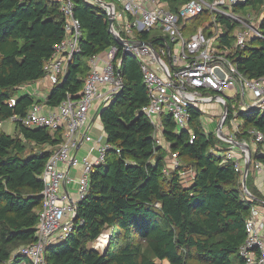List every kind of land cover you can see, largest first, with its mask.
Returning <instances> with one entry per match:
<instances>
[{
	"label": "trees",
	"instance_id": "trees-1",
	"mask_svg": "<svg viewBox=\"0 0 264 264\" xmlns=\"http://www.w3.org/2000/svg\"><path fill=\"white\" fill-rule=\"evenodd\" d=\"M161 1L176 13L190 0ZM74 2L75 16L82 25L81 52L69 63L65 79L40 100L30 94L17 97L18 89L43 79L45 64L65 36L66 19L60 2L0 0V123L25 116L35 103L55 108L68 95L79 99L90 73L89 60L112 46L118 48L115 66L123 88L100 112L106 142L112 148L106 163L91 175L90 189L78 205L72 232L47 249L48 264H245L240 248L246 240V221L255 206L264 204V196L253 182V164L246 181L250 197L234 164L213 153L216 146L228 148L230 143L203 129L199 107L191 108L189 128L182 131L167 115L164 138L171 152L157 146L154 127L141 113L149 96L139 62L124 53L101 6L84 0ZM235 10L262 15L264 34V0H247ZM216 21L225 26L221 46L229 48L237 24L220 15ZM213 22L212 14L205 11L189 20L184 33L190 37L207 24L210 35ZM153 32L135 31L134 37L152 42L160 52L169 39ZM121 35L126 38L123 32ZM234 57L244 76L264 77V39H252ZM12 99L14 106H10ZM224 99L226 125L234 111L239 113V142L244 136L251 138L250 130L264 134V115L254 107L247 112L239 110L240 93ZM14 124V134L0 132V264H29L17 251L36 241L43 207L40 176L63 141V131L52 134L47 128ZM192 133L196 134L193 142ZM263 148L264 143L258 151ZM171 153L179 154L181 165L167 173ZM252 158L262 159L258 153ZM190 171L194 175L187 186L183 173L189 175ZM108 228H113V234L103 254L89 245Z\"/></svg>",
	"mask_w": 264,
	"mask_h": 264
},
{
	"label": "built area",
	"instance_id": "built-area-1",
	"mask_svg": "<svg viewBox=\"0 0 264 264\" xmlns=\"http://www.w3.org/2000/svg\"><path fill=\"white\" fill-rule=\"evenodd\" d=\"M63 12L65 36L54 47L52 57L44 67L45 75L42 80H48L52 86L61 83L68 72L69 63L81 52L82 25L75 16L74 0H57ZM101 6L107 14L114 15L113 29L117 35L123 32L128 40L138 31H159L161 36L168 37L167 47L158 52L152 46L140 44L143 41L125 42V54L132 55L139 62L143 81L148 89L149 101L141 109L154 127L153 138L157 146L168 144L164 138V118L170 115L175 121L178 131L189 128L192 119L191 108L199 107L211 100V93L225 103L224 94L227 90H236L242 101L239 110L247 112L254 107L264 115V77L249 79L238 69L234 55L242 50L254 38L264 39L261 30L262 15L253 11H236V6L246 4L247 0H190L174 13L165 8L161 0H84ZM208 11L214 22L207 34V24L199 27L195 33L187 37L184 29L189 20ZM223 16L236 23L234 42L229 48H223L220 37L225 33V26L216 21V16ZM130 17V18H129ZM121 31V32H120ZM171 43V44H170ZM171 45V47H170ZM118 51L112 46L105 53L89 60L88 74L82 95L79 99L68 97L55 108L45 103H35L23 117L14 116L12 120L33 128H47L52 134L62 130L63 141L50 156L40 178L44 182L42 190L43 207L39 214L36 241L18 249L29 264H48L47 249L64 241L72 232L76 210L79 203L86 198L91 185V175L98 166L106 163L111 144L106 142V135L100 134L95 138L91 133H84L91 108L95 102L101 103V108L108 105L123 88V79L115 66V56ZM103 62L100 67L99 63ZM42 80L38 81L40 83ZM39 86V85H38ZM105 88V89H104ZM240 91H238L239 89ZM246 93L253 98L252 105L245 100ZM31 94V93H30ZM33 95V94H31ZM234 95V96H235ZM16 104L11 100L10 106ZM226 104V103H225ZM49 109V110H47ZM238 111L233 112L229 125H226L228 112L222 114V129L232 130V135L223 140L230 143L228 148L216 146L213 153L234 164L236 172L241 174L243 182L245 165L249 154L238 150L237 137L241 133ZM1 126V123H0ZM253 142L259 146L264 143V134L258 130H250ZM196 139L191 134L190 141ZM95 140V159L91 160L92 150L83 157H78L76 150L83 143ZM169 145V144H168ZM170 147V146H169ZM119 153L120 150L117 149ZM262 159L253 160V168L257 172L264 171V148L258 151ZM171 162L166 172L180 168L181 161L178 153H171ZM61 165L70 169L82 167L81 176L77 183L78 200L71 199L69 192L64 189L65 183H71L70 170L65 171ZM194 174L190 171L189 174ZM187 177V173H183ZM159 206V205H158ZM246 240L240 248V255L245 264H264V223L257 219L254 209L246 221ZM112 233V230L109 234ZM107 236V241L109 239ZM104 235V233L102 234ZM101 235V236H102ZM94 249L100 250L98 241ZM102 252V251H101Z\"/></svg>",
	"mask_w": 264,
	"mask_h": 264
},
{
	"label": "crops",
	"instance_id": "crops-1",
	"mask_svg": "<svg viewBox=\"0 0 264 264\" xmlns=\"http://www.w3.org/2000/svg\"><path fill=\"white\" fill-rule=\"evenodd\" d=\"M153 33H155V31ZM126 41H128V42H137L138 40L134 36H130V38L128 40H126ZM100 56L105 58V53L100 55ZM99 65H100V67L103 66V62H100ZM42 86L44 87V89H47V90H50V91L53 88V86L51 85V83L48 80H43V82L40 83V85L38 86V88L36 90L32 89L33 92L31 94H33L32 96L36 97L37 99L45 100V98H47V96H43V93H41V91H40ZM229 91H230L229 94H227V93L224 94L225 97H233L235 95V93H236V90H229ZM238 91H240V89ZM210 96H211V100L209 102H211L213 100L218 101L219 103L222 104L223 111H224L225 103H223L221 100H219L216 97L217 94L216 93H211ZM100 106H101V103L95 102L94 106L91 108L87 125L83 129L84 133L87 132V133H91L92 134V130L94 128V129H98L99 130L98 131L99 135L100 134H105L102 124H101V126H99L97 124V120H100V111L102 109ZM47 110H49V109H47ZM1 131H4V132H6L8 134H14L15 133L14 121L13 120H8V121H5V122L1 123L0 132ZM216 135L220 139H222V140L224 139V138H222L220 133H217ZM227 135H228L227 137H230L232 135V130L231 129L230 130L228 129ZM239 143L241 144V146L240 147L238 146V150L246 151L248 154H249V151H250L252 153V157H253V155H256L258 153L259 146H257L250 137L244 136ZM96 145L97 144H96L95 140H93L91 142H88V143H83L81 146H79V148L75 152H76L78 157H83L87 152L92 150L93 152L90 155V159L94 160L96 158L95 157ZM222 149H225V148H222ZM170 163L171 162L169 161V157H168L167 165H169ZM61 168L63 170H65V171L70 170L71 177L75 178L73 181H71V183L70 182L69 183H65L64 184V189L67 192H69V194L71 196V199L76 201V200H78V194H77V183L75 182V180H78L80 178L81 172H82V167L79 166L77 168H71L70 169L67 165H61ZM193 175L194 174L192 173L190 180L185 182L187 186L192 184ZM252 176H253L254 185L256 186V188L264 196V171L263 172H257V171L254 170V171H252ZM253 209L255 211V215H256L257 219L260 220V221H263V223H264V204H261L259 206H255ZM263 233H264V229H263ZM24 264H27V263H24Z\"/></svg>",
	"mask_w": 264,
	"mask_h": 264
},
{
	"label": "rangeland",
	"instance_id": "rangeland-1",
	"mask_svg": "<svg viewBox=\"0 0 264 264\" xmlns=\"http://www.w3.org/2000/svg\"><path fill=\"white\" fill-rule=\"evenodd\" d=\"M43 82V80L41 81ZM40 82V83H41ZM40 83L38 82H32V83H28L22 87H20L18 89V94H17V97H20V96H23V95H26V94H30L32 93V89L36 90L38 88V85H40ZM41 93H43V96H48L50 94V90H47V89H44V87L42 86L41 87ZM227 94L230 93L229 90L226 91ZM245 100L248 104H251L253 103V98L251 97V95L249 93H246L245 95ZM201 110H202V116H201V122L203 124V129L208 132V133H219V121L222 117V114H223V106L221 103H219L218 101L216 100H213L211 102H208V103H205L201 106ZM240 122V120H239ZM97 124L99 126H101V123H100V120H97ZM102 129V128H101ZM99 130L98 129H94L92 130V134L95 138L98 137L99 135ZM222 132L225 134V136L227 137V132H228V128H223L222 129ZM224 138V137H222ZM164 147H166V149H168L169 153L171 152L169 149V145L166 144ZM191 178V173L186 177V180L189 181ZM113 228H108L105 230L104 234H109L110 231L112 230ZM103 239V238H102ZM96 243L97 241L91 243L89 246L91 248H97L99 249L98 247H96ZM101 250V249H100Z\"/></svg>",
	"mask_w": 264,
	"mask_h": 264
},
{
	"label": "water",
	"instance_id": "water-1",
	"mask_svg": "<svg viewBox=\"0 0 264 264\" xmlns=\"http://www.w3.org/2000/svg\"><path fill=\"white\" fill-rule=\"evenodd\" d=\"M109 18H110V23H111V31L115 34V36H116V40H117L120 44H122V46H124L126 40L123 39L120 35H117V34L114 32V29H113L114 15L111 14V15L109 16ZM140 44H146V45H150V46H152V43H150V42H142V43H140ZM251 108H253V107H251ZM100 112H101V111H100ZM224 112H228V108H227V105H226V104H225V106H224ZM222 125H223V121L220 120V122H219V133H220V135H221L222 137H224V138H228V137H226L225 134L222 132ZM232 142L235 143L236 145H238L239 147L241 146V144L238 143V142H236V141H232ZM251 164H252V153L249 151V159H248V162H247L246 165H245V176H244V179H243V188H244V191L246 192V194L249 195L250 197H252V196H251L250 192H249L248 189H247V183H246V181H247L248 173H249L250 168H251ZM112 234H113V233L109 234V239H108L107 245H106V247H105V248L103 249V251H102L103 254H105L106 251H107L108 244H109V240H110Z\"/></svg>",
	"mask_w": 264,
	"mask_h": 264
},
{
	"label": "bare ground",
	"instance_id": "bare-ground-1",
	"mask_svg": "<svg viewBox=\"0 0 264 264\" xmlns=\"http://www.w3.org/2000/svg\"><path fill=\"white\" fill-rule=\"evenodd\" d=\"M103 238V239H102ZM107 236L104 234V235H102V236H100V239H99V241H98V246H100V249H101V251H103V249L106 247V245H107Z\"/></svg>",
	"mask_w": 264,
	"mask_h": 264
}]
</instances>
